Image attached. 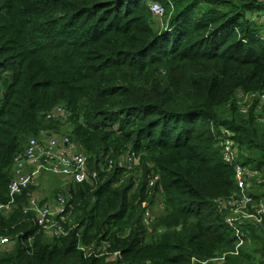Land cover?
<instances>
[{"label": "trees", "instance_id": "1", "mask_svg": "<svg viewBox=\"0 0 264 264\" xmlns=\"http://www.w3.org/2000/svg\"><path fill=\"white\" fill-rule=\"evenodd\" d=\"M263 15L264 0H0V203L14 157L41 130L67 135L96 172L62 190L64 236L22 213L37 185L0 213L10 239L0 264H264V218L238 223L242 238L225 221L240 191L219 145L233 140L249 169L255 212L264 107L250 95L264 93ZM58 104L65 123L45 118Z\"/></svg>", "mask_w": 264, "mask_h": 264}, {"label": "built area", "instance_id": "2", "mask_svg": "<svg viewBox=\"0 0 264 264\" xmlns=\"http://www.w3.org/2000/svg\"><path fill=\"white\" fill-rule=\"evenodd\" d=\"M149 7L154 16L163 11V7L158 2H150ZM250 98L257 99L259 104L264 107V93H253ZM69 115L70 112L66 106L58 104L45 113V118L47 120H66ZM219 145L222 148L224 162L234 169L235 182L240 191L239 199L228 201L231 213L225 221L235 228L237 236L247 237V234L238 231V223L247 219L257 224L260 223L264 218V206L251 213L247 210V204L250 202L247 184L249 169L240 162L233 140L227 137L220 138ZM135 160L134 154L128 152L126 155L128 168ZM11 172L12 177L7 186L8 200L0 203V213L2 214L9 213L14 208L17 197L30 186H36L38 178L42 174L60 175L70 183H92L96 177V172L88 169L86 154L67 135H48L44 130L40 131L39 137L30 138L24 150L14 157ZM21 207L22 213L31 215L32 223L41 227L47 236L53 238L64 236L67 233L64 225L68 221L66 215L67 197L62 193H58L52 202H43L35 194H32ZM145 217L150 219L149 210L145 211ZM9 244L10 239L0 235V250L7 248ZM78 246L80 249L83 248L80 243ZM88 251V255L100 254L97 249ZM222 259V257L218 258L221 261Z\"/></svg>", "mask_w": 264, "mask_h": 264}, {"label": "rangeland", "instance_id": "3", "mask_svg": "<svg viewBox=\"0 0 264 264\" xmlns=\"http://www.w3.org/2000/svg\"><path fill=\"white\" fill-rule=\"evenodd\" d=\"M155 22L157 25H159L160 27H164L166 26V20H164V13L163 11L159 14H155ZM159 27V28H160ZM242 96H240L241 98ZM244 101H246V99L243 97V99H241L242 103H245ZM59 122H63L65 123L66 120H60ZM61 135L62 132L60 131ZM60 136V135H58ZM137 160H135L136 162ZM48 175V181L44 184L45 186V191L40 190V188H38L39 192H43L42 197H40L38 194H36V196L43 202H45L43 199L46 197H50L52 199H54V197L58 194V193H62V190H67V188L69 187V185L71 184L68 180L66 181V179L60 175H54V174H44ZM38 184V183H37ZM38 187H41L40 184ZM264 189V188H263ZM58 192V193H57ZM48 196V197H47ZM162 209L161 207V201L159 199H157V202L153 205V212L157 213L160 212ZM150 211V210H149Z\"/></svg>", "mask_w": 264, "mask_h": 264}, {"label": "crops", "instance_id": "4", "mask_svg": "<svg viewBox=\"0 0 264 264\" xmlns=\"http://www.w3.org/2000/svg\"><path fill=\"white\" fill-rule=\"evenodd\" d=\"M48 135H61V134L56 133V131H55V132H54V131H50V132L48 133ZM47 181H48V175H45V176H44V174H42V175L39 176L37 186H39V184H40L41 187H37V189L35 190V193H34L35 195L38 194L40 197H42L43 192H39V191H38V188H40V190H42V191H45V186H44V184H45ZM66 181H67V180H66ZM47 197H48V196H47ZM42 198H43V197H42ZM43 200H44L45 202H52L53 197H52V199H51L50 197H48V198L45 197Z\"/></svg>", "mask_w": 264, "mask_h": 264}]
</instances>
